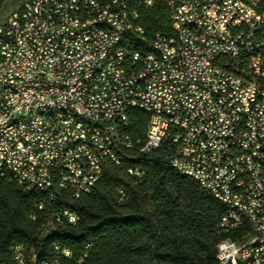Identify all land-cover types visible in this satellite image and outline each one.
Returning <instances> with one entry per match:
<instances>
[{
  "label": "built area",
  "instance_id": "1",
  "mask_svg": "<svg viewBox=\"0 0 264 264\" xmlns=\"http://www.w3.org/2000/svg\"><path fill=\"white\" fill-rule=\"evenodd\" d=\"M153 3L17 0L0 24V173L12 161L16 182L48 192L34 203L41 210L56 189L88 193L105 160L124 165L168 142L170 165L226 206L220 230L245 227L239 239L217 243L218 264H264V0H167L170 33L148 42L162 58L124 39L139 30L128 27L122 7L139 19L138 8ZM86 12H95L93 23ZM103 23L115 25V35ZM53 107L69 115L51 116ZM133 108L148 115L143 140L130 130ZM111 123L120 124L122 143H114ZM95 128L109 141L94 137ZM126 163L130 175H142ZM50 212L47 226L78 216ZM11 253L24 264L21 246Z\"/></svg>",
  "mask_w": 264,
  "mask_h": 264
},
{
  "label": "trees",
  "instance_id": "2",
  "mask_svg": "<svg viewBox=\"0 0 264 264\" xmlns=\"http://www.w3.org/2000/svg\"><path fill=\"white\" fill-rule=\"evenodd\" d=\"M138 12L148 41L132 44L148 50L155 32L170 33L167 0H154ZM128 119L132 136L143 140L147 113L133 108ZM172 149L164 142L153 154L139 153L130 160L141 167L140 177L126 171L128 160L124 165L105 160L102 178L88 193L74 197L56 189L41 210L34 203L48 196L19 184L4 170L0 173V264H17L11 253L15 245L23 248L24 264H218L217 243L239 239L245 227L220 230L226 206L170 165L167 155ZM118 188L124 191L122 199ZM62 207L77 213L75 222L47 226L50 211ZM65 249L71 252L69 257L63 254Z\"/></svg>",
  "mask_w": 264,
  "mask_h": 264
},
{
  "label": "bare ground",
  "instance_id": "3",
  "mask_svg": "<svg viewBox=\"0 0 264 264\" xmlns=\"http://www.w3.org/2000/svg\"><path fill=\"white\" fill-rule=\"evenodd\" d=\"M127 4H130L127 0ZM122 15L124 19L128 20V27L134 28L139 30V34L135 32H124V39L129 41L130 46L135 49L139 50L141 54H153L155 58H162V50L160 48H153L149 44V49L145 50L140 47H134L132 42L143 43L145 40L140 38L142 36L145 38L144 29L138 23V18H131V8L130 6H123L122 7ZM95 20V12H86L84 14V21L85 23H93ZM104 20H111V13H104ZM1 24V22H0ZM103 30L108 32V35H115V25L111 23H103ZM19 32H26V24H19ZM61 115H69V108L67 107H53L51 108V116H61ZM85 127L86 128H94V121L93 120H85ZM111 134L114 143H122V136H121V127L119 123H111ZM94 137H101V141H109V134L103 133L102 128H95L94 129ZM4 170L10 172L12 178L16 181V176L14 175L13 163L12 161H5ZM48 196V192H44ZM53 193H49V199H53ZM64 211H71L69 208H64ZM76 220V216L73 217V223Z\"/></svg>",
  "mask_w": 264,
  "mask_h": 264
},
{
  "label": "rangeland",
  "instance_id": "4",
  "mask_svg": "<svg viewBox=\"0 0 264 264\" xmlns=\"http://www.w3.org/2000/svg\"><path fill=\"white\" fill-rule=\"evenodd\" d=\"M17 8V0H0V22Z\"/></svg>",
  "mask_w": 264,
  "mask_h": 264
}]
</instances>
